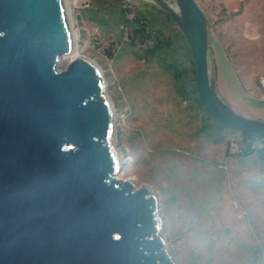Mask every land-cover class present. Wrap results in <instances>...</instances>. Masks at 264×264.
I'll return each mask as SVG.
<instances>
[{
	"label": "water",
	"instance_id": "obj_1",
	"mask_svg": "<svg viewBox=\"0 0 264 264\" xmlns=\"http://www.w3.org/2000/svg\"><path fill=\"white\" fill-rule=\"evenodd\" d=\"M112 1L170 17L212 121L264 139V120L219 94L195 0ZM75 47L66 0H0V264H176L157 197L118 179L124 167L102 72L84 57L59 69Z\"/></svg>",
	"mask_w": 264,
	"mask_h": 264
},
{
	"label": "rangeland",
	"instance_id": "obj_2",
	"mask_svg": "<svg viewBox=\"0 0 264 264\" xmlns=\"http://www.w3.org/2000/svg\"><path fill=\"white\" fill-rule=\"evenodd\" d=\"M195 1L208 21L221 98L239 113L264 120V0ZM122 6L66 0L78 56L100 69L113 105L114 143L124 167L118 179L157 197L176 264H264V162L237 154L244 148L241 134L207 125L202 113L191 110L161 62L139 61L126 47L117 52L121 29L115 20ZM131 8L142 11L178 50L186 45L163 11L141 2ZM179 57L190 71L189 61ZM72 60L63 57L59 69Z\"/></svg>",
	"mask_w": 264,
	"mask_h": 264
},
{
	"label": "trees",
	"instance_id": "obj_3",
	"mask_svg": "<svg viewBox=\"0 0 264 264\" xmlns=\"http://www.w3.org/2000/svg\"><path fill=\"white\" fill-rule=\"evenodd\" d=\"M116 15L115 22L121 29V39L118 42L121 47H119L117 52L121 53L123 51L122 47H126L127 53L139 61L147 63L152 61L161 62L164 67L172 72L176 85L179 87L181 98L184 102L189 103V108L202 113L207 125L214 124L218 127L209 117L199 99L196 70L186 39V45L178 50L174 41L166 37L139 9L122 6L116 12ZM103 23L107 24V21L103 20ZM108 54L112 58L114 57L110 51ZM179 54L182 59L188 60L191 64L190 71L183 69L181 66ZM241 136L244 148L237 154L246 157L258 155L264 162V139L251 137L247 134H241ZM258 141L263 142V146H258Z\"/></svg>",
	"mask_w": 264,
	"mask_h": 264
},
{
	"label": "bare ground",
	"instance_id": "obj_4",
	"mask_svg": "<svg viewBox=\"0 0 264 264\" xmlns=\"http://www.w3.org/2000/svg\"><path fill=\"white\" fill-rule=\"evenodd\" d=\"M67 15H68V13H67ZM68 18H69V16H68ZM69 25H70V28H71V22H70V20H69ZM71 31H72V28H71ZM72 35H73V39H74V42H75V46L76 47H75V50H74V52L72 53V55L70 57L74 60V59L78 58L79 56H78L77 44H76L77 36H76V34L73 33V31H72ZM118 153H119V151H118ZM119 155H120V153H119ZM120 157H121V155H120ZM121 161H122V157H121Z\"/></svg>",
	"mask_w": 264,
	"mask_h": 264
},
{
	"label": "built area",
	"instance_id": "obj_5",
	"mask_svg": "<svg viewBox=\"0 0 264 264\" xmlns=\"http://www.w3.org/2000/svg\"><path fill=\"white\" fill-rule=\"evenodd\" d=\"M260 86L264 90V76L260 79Z\"/></svg>",
	"mask_w": 264,
	"mask_h": 264
}]
</instances>
